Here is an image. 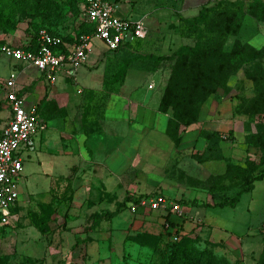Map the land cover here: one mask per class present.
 I'll use <instances>...</instances> for the list:
<instances>
[{
  "label": "rangeland",
  "instance_id": "obj_1",
  "mask_svg": "<svg viewBox=\"0 0 264 264\" xmlns=\"http://www.w3.org/2000/svg\"><path fill=\"white\" fill-rule=\"evenodd\" d=\"M55 1L59 8L56 15L49 17L48 22H44L43 18H38L33 22L29 16L18 15L17 28L14 31L7 34L0 29V48L5 45L20 47L28 44L36 35L40 25L55 28L64 36H77L80 26L84 23L82 15L71 11L66 6V0ZM215 1L213 0L214 3ZM207 5L209 4L206 3L203 6ZM138 7L140 8L136 11L138 12L136 16L142 18L148 27L156 29L154 22L163 16L164 11L154 14L155 12L147 0H141ZM198 11V7L193 6L185 10L183 15L189 18L195 17ZM181 17L177 12L175 15L165 16V19H168L170 23L167 30L177 32V25ZM161 26V30H165V26ZM160 33L161 31H156L152 38H149V42H143L144 46L148 44L146 50L145 47L142 48L143 51L149 54H164V50L160 48L161 43L157 40ZM237 38L253 49L261 51L262 58L259 61H254L245 70H240L232 75L228 79L226 87L215 90L202 108L204 115L207 113L209 116L213 106L216 105L218 108L219 105L221 108L219 113L232 114V119L235 122L234 128H231V131H217L220 133L218 136L209 138L202 135L201 132L203 130L213 131L200 130L201 127H199L200 136L197 142V131L190 133V128H188L186 142L183 145L187 150L182 153L183 157L188 158L183 165L184 170L179 168L171 170L168 169L169 166L159 170L146 168L144 174L140 172L135 177L134 171L128 176L129 171L124 169V187L122 186L123 191L118 194V198L123 199L126 190L129 189L130 191L135 190L136 195L161 193L175 201L181 199L187 204L186 206L182 205L185 213L184 221L180 220L179 222L186 224L184 228L183 223L174 222L177 225L174 230L182 227L183 231H188L192 225L194 227L197 225L193 231L201 229L203 236L200 237L201 247L206 245L207 239L210 237L211 241L225 242V244H217L218 247L215 251L220 256H226L232 263L259 264L264 252V181L256 182L255 189L251 193L243 195L236 208L215 209L208 207L207 205H211V202L209 203L206 197L210 193L207 188L200 186L201 181L206 185L213 182V188L219 197H232L244 186L239 182L228 180L229 176L224 175L227 166L230 172H233L235 168L244 167L248 160L252 167H260L264 171V153L254 147H249L245 142L246 136L264 133V23L257 21L246 12ZM178 39L180 45L188 43L184 38L179 37ZM235 40V37L228 38L227 51L232 49ZM138 43H140L139 40L131 42L132 51L127 49L123 52L120 50L110 53L102 41H95V54L105 51L107 57L111 56L107 60L108 64L104 73L106 84L104 83L100 90L90 89L99 86L95 82L99 80L100 72L84 65L78 71L71 66L66 67L67 76L59 75L54 86L45 79L40 81V85L45 86L49 94L53 87L64 92L62 97L69 100L66 103H70L68 108H59L58 102L55 100H50L46 105L42 103L41 106L44 107L43 125L46 126L48 118L55 114L61 116L65 122L69 120L73 123L77 122L79 127L81 126L80 131L82 132H88V134L102 132L109 101L114 93L121 92L125 81L121 69L136 68L139 65L150 69L154 65L160 66L159 61L139 55L143 53L139 52L142 49ZM121 53H124L123 57H121ZM162 62L164 64L161 73L144 76V79L139 77L137 84L141 85L143 90L134 92L132 100L140 97V94L145 91L148 93V88L151 89L153 84L156 89L150 92V97L158 96L159 98L163 94L175 62ZM17 64L18 62L9 59L0 52V121H3L8 115L7 105L4 101L5 84L12 74L18 77L21 75L18 71L20 67L16 66ZM36 72L38 73L37 70ZM91 77H97V79L91 83L88 81ZM31 95L35 99L38 98L35 94ZM31 95L26 96L30 98ZM123 116L128 118V114L123 113ZM158 117L156 130L150 131L149 136L156 138L158 149L166 151L168 147L172 146V142L177 145L184 128L177 133H172L173 139L167 135L165 130L168 117L162 114ZM48 125L47 130L36 136L37 149L25 155L23 176L19 181L20 204L13 213L9 224L0 225V264H79L83 262V259L87 261L89 257L87 264H148L154 261L155 257L151 251L126 242L125 239L127 236L150 231L154 227L151 224L156 223L162 213L151 212L145 215L141 213L133 216L129 208H125L111 221H103L96 229L91 230V210L87 207V198L92 196V191L83 184L78 189L80 198L75 199L76 191L73 182L76 172L69 170L68 163L63 159V156L56 154L62 147L60 134L63 130L59 129L57 122H51ZM216 127L221 128L219 125ZM69 129L65 130L67 134L70 133ZM196 129L198 130V128ZM124 132L126 131L124 130ZM42 135L44 137L43 145L39 149V140ZM208 147H213L215 150H219L220 147L225 157L224 160H213L202 164L193 160L204 155ZM40 153L47 154L42 158ZM218 157H222V153L217 152L215 158ZM256 174L258 173H253L252 176H256ZM115 180L119 181V178H115ZM50 203H53L57 208V213L50 230L43 233L36 227V223L37 219L41 217V205ZM108 206L111 204H103L100 209H105ZM210 218L219 228H214L212 231L208 229L209 224L207 223ZM137 220H144V223L142 227L134 229ZM78 241H80V246H77ZM95 243L97 245L94 249H89V245Z\"/></svg>",
  "mask_w": 264,
  "mask_h": 264
},
{
  "label": "trees",
  "instance_id": "obj_2",
  "mask_svg": "<svg viewBox=\"0 0 264 264\" xmlns=\"http://www.w3.org/2000/svg\"><path fill=\"white\" fill-rule=\"evenodd\" d=\"M66 6L75 14L83 17L84 23L80 26L77 36H64L55 28L40 25L36 35L28 44L16 48L36 52L39 48L38 35L41 30H47L52 35L61 37L64 43L71 47L78 45L83 36L93 38L96 28L85 17V1L66 0ZM58 8V3L55 0H0V29L7 34L14 31L17 28L18 15L29 16L33 22L38 18H43L44 22H48L51 15H56ZM246 12L257 21L264 23V0L249 2L244 0H216L212 5L202 7L195 17L179 18L177 33L182 38L190 40V44L181 46L170 56L139 54L160 63L162 61L175 62L168 84L165 86L159 109L161 113L169 117L166 133L171 138L174 139L172 133L198 124L202 108L215 90L225 88L232 75L240 70H245L254 61H259L262 58L261 51L253 49L237 38ZM229 37H235L236 40L232 49L227 51L226 42ZM132 48L131 42H127L115 52L120 50L123 52L127 49L132 51ZM60 49L63 53L68 52L66 46H62ZM121 54L123 57L124 53ZM129 69L127 67L121 69L124 79ZM48 97L46 95L43 102L38 106V112L42 119L41 104H44ZM201 134L213 138L220 133L203 130ZM181 142L182 136L179 137L177 145H180ZM245 142L249 147H254L259 152L264 153L263 132L246 136ZM217 152L222 153V157L215 158ZM224 158L220 147L219 150L208 147L204 155L196 157L195 160L202 164L213 160H224ZM245 164L244 167L235 168L236 172H230L228 166L226 168L224 175L229 176L228 180L239 182L240 185L244 186L232 197H219L213 188V182L206 185L201 181L200 186L207 188V191L212 195L215 208H236L242 196L255 189L256 182L264 181V171L260 167H252L248 160ZM253 173L258 174L252 176ZM150 196L152 195H128L122 203L118 204L115 212L107 211L91 215V230L96 229L103 221H111L125 208H130V205ZM180 204L186 206L187 203L181 201ZM16 209L17 207L13 213ZM40 209L41 217L37 219L36 227L41 232L46 233L51 228L57 208L53 203H50L42 204ZM0 225L5 226L1 224V220ZM176 226L174 222L170 221L168 215L165 233L154 234L144 231L127 236L125 241L151 251L155 259L148 264H234L226 256H220L216 253L217 244L207 242L204 247H201L200 236H194L192 232L185 234L182 227L174 230L177 228ZM166 236L168 237L166 238ZM78 245L80 246V241H78ZM259 264H264V252Z\"/></svg>",
  "mask_w": 264,
  "mask_h": 264
},
{
  "label": "crops",
  "instance_id": "obj_3",
  "mask_svg": "<svg viewBox=\"0 0 264 264\" xmlns=\"http://www.w3.org/2000/svg\"><path fill=\"white\" fill-rule=\"evenodd\" d=\"M110 1L115 3L116 13L118 16L122 18H129L134 21L142 20V18L136 16V13H138L136 11L140 8H137V6L139 5V2H141V0ZM147 3L151 5L153 11L155 12L152 13L157 14V12L164 11V14L163 16L159 17L158 20H155L154 26L156 27V29L154 27H148L145 24L149 31L148 37L145 39V41L139 40L140 43L138 44L140 49L145 47L144 49L146 50V46L148 47V44H145L144 46L143 42H149V38H152L156 31H161V35L159 34L157 40H159V43H161L160 48L164 50V54H149L143 51V49L139 52L145 55L170 56L181 46L190 44L191 42L190 40L186 39L188 43H182L180 45L178 38L182 37L175 31L169 29V31L167 30L170 23L168 19H165V16H172V14L175 15V12H177L178 15H181L184 18H189L183 15V12L185 10L195 6L198 7V10L200 11V9L204 7L203 5H205L206 3L212 5L214 2L213 0H147ZM161 25L165 26V30H161ZM96 40L98 41V39H93L91 42L92 51L89 55L88 61L86 62V64H84V66H89L90 69L100 72V75L98 77L99 80H96L97 77H91L90 79H88V81H90L91 83L96 80L95 83L99 84V86H90V89L100 90L104 86V73L106 70V65L108 64L107 60L111 58V56L107 57L105 51H102L98 54L94 53L96 48ZM163 64L164 63L161 62L159 64V67L154 65L153 67H151V69L144 66L140 67V65L136 68L129 69L124 84L121 88V92L118 94L114 93L111 97V100L109 101V105L106 109L105 117L103 120L102 132H93L89 134L82 132L80 131L81 126L79 127L77 122L73 123L70 120L68 122H65L61 116H56L55 114H53L51 118H48L49 120H47V125L45 126L43 131L49 128L48 123L51 122H57L59 129L63 130L60 134V144L62 145V147L56 154L58 156H63V159L68 163L67 168L76 172L75 180L73 182V184L75 185L74 189L76 191L75 199L78 200V198H80V191L78 189L83 184L87 185L86 187H89L92 191V196L90 198H87V207L89 208V210H91L90 217L95 213L101 214L107 211L115 212L118 208V204L122 203L128 195L137 194L135 190L130 191L129 189H127L125 197L123 199L118 198V194H121V191H123L122 186L124 185L125 178L123 175L124 169L129 171V173L127 174L128 176H130L131 172L134 171L135 177L137 176V173L140 174V172H142V174H144V170L146 168L149 170H159L165 169L169 166L168 169L171 170L177 168L184 170L183 165L188 160V158L183 157L182 154L187 150L183 146L186 142V136L188 135L187 129L184 128L181 132V136H183L181 144L174 145V143L172 142V146L168 147L166 151L158 149V147H156L158 146L156 145V138L149 136L150 131L156 130V125L159 118L158 116L161 114L165 115L159 110L163 94H161L159 98L158 96L150 97V92L156 89V86L153 84V87L151 89L148 88V93L147 91H145V93L140 94V97H138L137 99H131L134 92L143 90L142 86L137 84L139 77H142L144 79V76L147 77L149 75H155L159 72L161 73V71L163 70ZM16 66L20 67L18 71L21 73L19 77L17 76V85L19 88L23 89L21 94L26 97L27 105L29 107H38L40 103L43 102L45 96L48 95V100L44 102V105H46L50 100H55L58 102L59 108H68V105H70V103H66L69 102V100L62 97L64 92H61L53 87L50 92V94L52 95L51 96L46 90L45 86L43 87L40 85V81H42L43 79L47 80L44 74L36 69L38 71L37 73L36 70L33 69L34 67H31L28 64L18 63ZM59 75L67 76V73L64 70ZM29 87L30 90L28 91ZM31 94H35L36 96H38V98L35 99ZM26 95H31V99ZM73 105L75 104L73 103ZM41 108V112H43L44 107L41 106ZM220 110L221 108L219 107V105L218 108L216 107V105H214L213 110L209 114V116L207 113H205L204 115L202 110L199 123L190 127L191 131L189 130L190 133L192 131H197L196 142L200 136V130L202 129L216 132H225L227 130L231 131V128H234L233 126L235 125V122L232 119V114L228 115L222 112L219 113ZM123 113L128 114V118H125L123 116ZM216 125H219L221 128H217ZM199 127H201L200 130ZM196 128H198V130ZM67 129L70 130V133L68 134L65 132V130ZM124 130L126 132H124ZM151 138L152 141L150 142ZM43 140L44 137L42 135V138L39 140V149L42 148ZM40 154L42 155V158H44L45 154L47 153ZM115 178H119V181H116ZM176 184H178V182H176ZM141 195L144 194L141 193ZM212 199V195L207 194L206 200H208L209 203L211 202V205H209L208 207L215 208L214 201H211ZM176 201L178 203H181V199H178ZM103 204H111V206H114L115 208L112 209L111 206H108L105 207V209H100ZM141 213L142 215L146 214L145 212ZM132 215L135 216V214ZM169 219L172 222L180 221L178 217L175 216H173V218L169 217ZM166 221L167 215L165 213H162V215L158 217L157 222L153 225L151 224V226L154 227H152L148 232L154 234L163 233ZM182 221H184V217L182 218ZM208 221V229H210L211 231L214 228H219L215 226V222H213L211 218ZM143 223L144 220H137L135 222L134 229H138L140 228V226L142 227ZM185 224L183 223L184 228ZM195 227H197V225H195ZM195 227L194 225H192L191 228H189L188 231H184V233L188 234L193 232L194 236L203 237L201 235V229H195V231H193ZM207 241L214 244H225V242L223 241H211L210 237H208ZM95 245L97 244L95 243L94 245H89V249L93 250ZM89 258H87V261H84L83 259V262L79 264H87Z\"/></svg>",
  "mask_w": 264,
  "mask_h": 264
},
{
  "label": "built area",
  "instance_id": "obj_4",
  "mask_svg": "<svg viewBox=\"0 0 264 264\" xmlns=\"http://www.w3.org/2000/svg\"><path fill=\"white\" fill-rule=\"evenodd\" d=\"M85 17L95 25V36H83L78 45L69 46L61 37L41 30L36 52L5 45L1 53L18 63L28 64L45 75L50 84H55L58 75L71 66L79 69L86 64L92 51L93 39L102 41L109 51L115 52L127 42L145 40L149 31L142 20L122 18L116 13V5L110 0H84ZM66 46L67 53L60 49ZM152 88V86H151ZM8 115L0 121V220L8 225L13 210L20 203L19 181L24 170L25 155L36 150V136L45 128L38 107L27 105L17 85V76L12 74L5 84ZM132 214L162 212L182 221V205L158 193L130 205ZM173 215V216H172ZM177 240V238H175Z\"/></svg>",
  "mask_w": 264,
  "mask_h": 264
}]
</instances>
